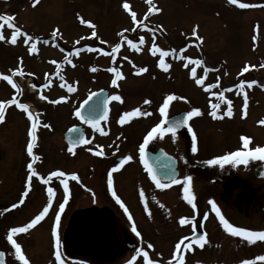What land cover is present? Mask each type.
I'll list each match as a JSON object with an SVG mask.
<instances>
[{"label":"rangeland","instance_id":"obj_1","mask_svg":"<svg viewBox=\"0 0 264 264\" xmlns=\"http://www.w3.org/2000/svg\"><path fill=\"white\" fill-rule=\"evenodd\" d=\"M240 2L256 6L240 10L238 5L224 0H38L35 3L34 0H0V16L11 17V23L21 33L33 38L25 43L27 37L17 34V43L12 44L13 29L8 23L0 22V35L4 37L0 39V75L12 76L17 85L13 88L0 78V102L5 104V120L0 122V203L16 202L23 182L31 174L29 163L36 173L32 177L41 180L51 178L54 171H63L65 176L73 172L87 178L89 195L77 196L69 209L70 217L86 208L101 213L99 217L96 213L90 216V245L83 255L66 239L70 219L67 218L60 231V251L65 264H147V261L173 264L175 238L191 235L193 222L201 219L204 212L210 217L209 201L217 198L215 184L209 179L211 165L206 164L211 159L212 138L217 131L212 105H218L213 111L222 118L224 114L227 116L229 101L233 110L244 108L247 95L248 112L263 115L264 120V87L259 84L264 85V0ZM124 3L129 4V9L123 7ZM155 8L161 11L156 12ZM132 12L136 13L135 21ZM197 25L201 40L192 35ZM56 29L59 32L53 37ZM93 31L96 36H92ZM33 43L36 52H30ZM165 52L168 54L163 55ZM161 60L169 65L167 71L160 66ZM196 60L202 63H193ZM140 68L147 71L140 73ZM109 69L121 73L118 87L112 84L116 73ZM21 71L23 75L19 74ZM197 79H202L203 84H197ZM251 81L257 83L249 87ZM241 82H244L243 91L239 87ZM69 86L75 91H68ZM101 89L108 90L110 96H121L123 103L112 101L110 117L102 127L107 132L105 137L91 141L83 151L68 157L64 135L73 122V110ZM169 94L186 99L172 101L168 117L193 108H199L201 114L191 118V131L188 128L175 135L157 134L149 141L147 147L162 148L192 167L182 172L180 183L160 188L149 180L147 170L141 165L138 144L141 136L145 138L146 133L165 120L159 108ZM146 99L151 103L145 104ZM11 100L16 103L9 104ZM20 103L38 117L37 141L31 156L27 144L32 121L18 107ZM136 108L151 114L133 115L124 124L119 123L125 112ZM44 124L50 127L45 128ZM230 124L232 129H238L235 119ZM222 126L226 124L219 125ZM189 134L196 136V152L192 151ZM95 144L103 149V156L88 151L89 148L95 151ZM117 155L133 159L118 169L112 164ZM79 160L85 161L81 169ZM196 165L204 166L205 170L194 169ZM109 172L111 188L107 183ZM187 176L192 177L191 185L184 183ZM185 187H190L195 197V210L184 199ZM41 189L35 186L23 208L27 214L37 203ZM113 191L128 213L117 203ZM129 213L132 220L128 219ZM181 217L188 218L190 223L176 228L174 223L164 222ZM102 221L106 222L105 229L99 228ZM202 229L207 232V247L199 255L189 256L187 264H242L245 260L257 264V260L247 258L248 250L234 248L243 241L241 237H230L216 229L212 220L203 224ZM98 237L107 245L106 251L98 249L95 243ZM127 240L138 244L137 252L126 251ZM149 244L153 247L148 248ZM258 247L253 252L263 255L264 244ZM139 252L142 253L137 256Z\"/></svg>","mask_w":264,"mask_h":264},{"label":"flooded vegetation","instance_id":"obj_2","mask_svg":"<svg viewBox=\"0 0 264 264\" xmlns=\"http://www.w3.org/2000/svg\"><path fill=\"white\" fill-rule=\"evenodd\" d=\"M227 1L228 0H224ZM240 10H244V8H240ZM84 101L78 104L77 108L73 110L72 118L73 122L68 127L67 131L81 127L83 138L90 141H96L95 139L103 138L107 135V132L102 129L103 125L106 124L108 118L99 122V130L97 128H93L92 125L88 123H82L79 117L76 116V111L80 110V106ZM112 101L109 102V108L111 107ZM238 106L239 104L235 102ZM242 106V105H241ZM231 108L234 112L231 117L225 114L222 115V118L214 121V125H216L217 131L213 135L212 138V153L211 159H215L221 155H228L229 153L236 151H247V150H255L256 147H264V124L259 123L263 120V115L258 114H250L247 108ZM236 111V112H235ZM111 114V110L109 109V117ZM258 116V118H257ZM235 119L237 123L238 129H232V124L230 122ZM105 122V123H104ZM104 123V124H103ZM191 123V119L189 120ZM226 124V127L220 128L219 125ZM187 130V129H185ZM147 134V133H146ZM192 134H189V137L192 138ZM249 137V145L248 149L244 148V142L242 137ZM93 139V140H91ZM144 141V138L141 136V140L138 144L140 146ZM40 143V141H39ZM90 143H82L79 147L75 148L69 144H66L68 148H73V151L79 153L83 151L87 145ZM96 145V144H95ZM97 146V145H96ZM68 157H72L73 154L68 151ZM154 146L145 148L146 151L154 152ZM139 152V150H138ZM75 153V154H76ZM140 162V153H138ZM123 158V156L117 155L112 164L117 158ZM81 163L80 169L83 168L85 161L79 160ZM124 164V163H123ZM123 164L118 168L120 169ZM144 167V166H143ZM210 175L209 179L213 184H215V197H219L221 200L215 199V203L217 208L220 210L221 214L225 217V219L232 224L234 227H240L245 230L253 231V232H261L264 231V161L262 160H249L248 164H239V165H231L226 164L223 167L219 165L210 166ZM178 168H179V178L182 175V172L185 169H191L190 165L187 163H182L178 159ZM145 169V167H144ZM194 169H200L201 171L205 170L204 166L196 165ZM147 169H145L146 171ZM79 171V170H78ZM77 171V172H78ZM148 172V171H147ZM73 172H71L72 174ZM71 174L66 175L65 178H56V176H51L48 178L49 183L45 184L44 180H41L38 177H32L30 182V189L28 187V178L23 182V188L20 190L18 194V198L15 203L13 201L0 203V252L4 257V264H22L21 261L18 260L15 255V249L12 247L10 241H8L7 236L9 234L13 235V239L17 241L21 245V250L29 260V264H58L55 260V251H56V236L53 235L55 231L60 237L61 243V234L62 228L65 227V223L67 218L68 220V232L69 235L66 238L68 243L73 246V248L80 254H87L88 247L90 245V216H95V209L86 208L81 209L75 212V214H71L69 209L73 203L77 199V196H85L89 195V184L87 183V178L83 176L79 177L78 180H72ZM81 175V174H80ZM178 178V179H179ZM61 180H67L68 182V192L65 193L63 190V184ZM175 184V183H166ZM40 186L42 189L43 196L40 198L38 195V201L35 203V206L29 210V214L24 211V206H27V202L30 200V196L33 193L35 186ZM80 186V187H79ZM52 187L54 189V195L49 201L47 188ZM218 187H220V191H218ZM28 191V196L23 197V193ZM80 196V197H81ZM60 197V198H58ZM65 197H67V204H65L63 213H60V226L56 228L55 225V216L59 211V205L64 202ZM23 198L24 203L19 205L16 208H13V204H18L19 200ZM51 203V207L49 208L48 213L45 215L44 219L41 220L38 224L34 225L31 229L24 233H16L12 234L10 229L12 227H21L28 224L36 215H38L45 206ZM196 209V208H195ZM193 209V210H195ZM101 212L98 211L96 215L99 217ZM212 220L213 226L216 229H219L228 236H234L228 232V230L223 226L220 222L219 217L216 215L215 210L212 209L210 205V217L207 212H204L201 219H196L193 222V231L194 232H204L207 234L205 230L202 229L203 224ZM105 222V221H102ZM167 224H175V227H180L179 219L178 220H170L166 219L164 221ZM101 225V224H100ZM99 225V228H100ZM106 226V222H105ZM101 229V228H100ZM105 229V228H104ZM191 234V235H192ZM190 237V235H189ZM229 237V238H230ZM238 237V236H234ZM242 238V237H241ZM181 239V237L175 238L174 247L172 249V253L174 254V258L176 255L175 245ZM243 241L239 244L237 243L234 248H243L248 250L247 258L249 260H257V264H260V259L258 257L264 256L261 252H253L259 249V245L264 244V241L259 240L257 237L252 238V242L242 238ZM207 243L201 248L199 244H191L189 247H185L181 245V253L180 256L183 259V264H187L188 257L193 254L199 255L201 251H203L208 244V238L206 235ZM103 239L98 237L95 240L97 243L98 249L102 251H106L108 248L104 247ZM132 241V240H131ZM126 242V241H125ZM124 242V247H125ZM134 250L137 252L138 244L134 241ZM188 242L186 241L185 244ZM212 243L213 239H212ZM213 248V246H211ZM126 249V247H125ZM191 249H196V252H189ZM133 250V251H134ZM126 251H129L126 249ZM252 251V255L251 252ZM143 252V251H142ZM142 252L137 253L139 256ZM197 253V254H196ZM244 254V253H243ZM245 255V254H244ZM62 258L63 254H62ZM65 264V263H64ZM67 264V262H66ZM175 264V261L174 263Z\"/></svg>","mask_w":264,"mask_h":264},{"label":"snow or ice","instance_id":"obj_3","mask_svg":"<svg viewBox=\"0 0 264 264\" xmlns=\"http://www.w3.org/2000/svg\"><path fill=\"white\" fill-rule=\"evenodd\" d=\"M38 2V0H34V3ZM228 2L232 5H238L240 8H248V7H254L256 5H251L248 3H241L240 0H228ZM123 7L125 9H129V4L128 3H124ZM156 12L161 11V9L159 8H155ZM132 19L135 21L136 19V13L132 12L131 13ZM12 18L11 17H6V16H0V22H6L8 23V26L10 28L13 29V34L11 36V43L12 44H16L17 43V34H21L27 37V39L24 41L25 43H27L28 41L32 40L33 38L28 35L27 33H21V29L19 27H16L14 24L11 23ZM82 23H84L85 21L81 20ZM91 27L94 29L95 25H91ZM197 28L198 25L193 28L192 31V35L196 37L197 40H201V38L197 35ZM155 31V30H152ZM59 32V29H56L52 32V36L55 37L57 35V33ZM92 36H96V32L93 31L92 32ZM0 39H4V37L2 35H0ZM45 43H47V41H44ZM143 41L141 40V43ZM37 51V47L36 44L33 43L31 45L30 48V52H36ZM79 51V49H77V52ZM163 55H167L168 53H162ZM68 63H71V60H68ZM193 63L195 64H201L202 61L196 60L193 61ZM75 66V65H73ZM160 66L167 71L169 68L168 64H165L163 60L160 61ZM187 66V65H185ZM92 71H96L95 68L92 69ZM109 71H113L116 73V78L112 80V84L116 87H118L119 85L117 84V80L121 79V73L116 71V69H109ZM147 68H140L139 72H146ZM207 71V69H206ZM244 72L248 71V68L245 67L243 69ZM16 73L14 72L13 75H15ZM20 75H23L24 73L21 71L19 73ZM195 74V73H193ZM0 78H2L3 80L7 81L9 84L12 85L13 88L17 87L16 84L13 83V77L9 76V75H0ZM197 84H203V80L202 79H197L196 80ZM256 81H251L248 86L251 87L252 84H256ZM241 91H243L244 88V82H241L239 85ZM68 91L72 92L75 91V88L72 86L68 87ZM93 97H102L101 99H98L96 101V105L97 107H101L103 106L105 108L104 110V118H107V109H106V105L110 102V101H119L121 103H123V99L121 96L119 95H112V96H108V97H103V90H101L100 93H96L93 92L89 95V100H92ZM42 99H47V97H41ZM64 99V98H61ZM186 99L185 97H181V96H177L176 94H169L167 95L160 108H159V112L160 114L165 117L164 121H161L160 123H158L156 126H154L146 135V137L144 138L143 143L139 146V153H140V158L141 160H144L145 163V167L147 168V171L151 174L152 179L155 181L156 186L163 188V187H167V184H162L160 182V180L157 178L155 172L153 171V169L148 165L147 161L144 159L145 157V148L148 145L149 141L152 140L157 134H160L161 136L163 135L164 132H171L173 135L176 134V131L178 128L183 127L184 125H186L188 123V121L194 117V116H198L201 114L200 109L199 108H193L191 111L187 112L186 116L181 119L176 121L175 123H171L169 124V126L167 128L163 127V125L167 122V117H168V109L170 106V103L174 100H184ZM59 101H52V103H58ZM88 101H85V103H87ZM247 102H248V98L247 95L244 96V107L247 108ZM9 104L11 103H16L15 100H11L8 101ZM145 104H150L151 100L146 99L144 101ZM231 101H229V108L227 110V115L229 117L232 116V110H231ZM18 107L20 109H23L26 113H27V117L30 121H32L31 126H30V131H29V136H30V142L27 144V153L29 154V156L32 155L33 153V147L37 141V127H38V117L36 115H34L32 112H30L28 110V106L26 104L20 103L18 104ZM212 107L215 109L218 107V105H212ZM76 116L79 117L81 120H83L85 123H89L92 125L93 128H97L99 130V121L95 120V119H90L88 117H85L81 114V112L79 110L76 111ZM151 113L147 112V111H141L140 108H136L134 111H129V112H125L119 119V123L120 124H124L127 120V118L132 117L133 115H143V116H147L150 115ZM211 115L213 117H216V112L213 111L211 113ZM5 120V104L3 102H0V122H3ZM259 123L264 124V120H261ZM45 128H49L50 125L48 124H44L43 125ZM73 133H78L79 130L76 128H73L70 130ZM189 131H191V129L189 128ZM243 142H244V148L248 149V145H249V137L244 136L242 137ZM73 144H77V143H90V141L84 139L83 137H80L78 140H74L72 141ZM68 151L70 153H72L73 155H75V152L73 151V148H68ZM89 152H93L94 155L96 156H103L104 152L103 149L97 145L96 146V150L94 151L93 149L89 148L88 149ZM192 151L196 152L197 151V145H196V136L195 134H193L192 136ZM133 158L131 156H126L124 157L123 160L120 161L121 164L125 163V161H130ZM249 160H262L264 161V147H256L255 150H247V151H236V152H232L229 153L228 155H221L215 159H209L206 161V164L211 165V166H215V165H219L221 167H223L226 164H231V165H239V164H245L247 165ZM165 168H170V165L168 163L164 164ZM27 168L30 170L31 174L28 176V187L30 189V182L32 179L33 175H36V173L33 171V164L29 163L27 165ZM112 171H116L115 168L112 169ZM50 176H56V177H60L63 178L65 176V173L63 171H54L50 174ZM71 179L72 180H78L79 177L76 174H71ZM191 181H192V177L191 176H187L185 178L184 183L187 185H191ZM181 181L178 179L173 178L172 179V183H180ZM45 184L49 183L48 179L44 180ZM61 183L63 184V190L65 193L68 192V182L67 180H61ZM107 183L109 188L112 187V173L109 172L108 173V177H107ZM184 192L186 193L184 199L193 207V209L196 208V204L194 203L195 197L194 195L191 193L190 191V187H185L184 188ZM47 194H48V199L49 201H51L53 195H54V189L52 187L47 188ZM23 197H27L28 196V191L26 190L23 194ZM112 195L116 198L117 203L120 204V206L124 209V211L126 213H128V208L125 207V205L123 204V202L120 200V197L116 195V192L113 191ZM141 195H143V193L141 192ZM67 197H65L64 202L61 203L59 205V211L55 216V225L56 228H59L60 226V213H63L64 211V207L65 204H67ZM24 203V199L21 198L19 200L18 204H13L12 207L16 208L19 205H22ZM209 204L211 205L212 209L215 210L216 215L219 217L220 222L223 224V226L228 230V232L234 236H238V237H242L246 240H248L249 242H252V238L253 237H257L259 240L264 241V231L261 232H253V231H249V230H245L243 228L240 227H234L232 224H230L225 217L221 214L220 210L217 208V205L215 203V201L210 200ZM163 206V205H161ZM51 207V203H49L47 206H45L43 208V210L36 215L28 224L21 226V227H12L10 229V232L12 234H16V233H24L27 232L29 229H31L34 225L38 224L41 220L44 219L45 215L48 213L49 208ZM151 213H149L150 215ZM128 219L132 220V215L129 213L128 215ZM180 225H185L190 223L189 219L186 217H181L179 220ZM133 231H136L135 226L133 225ZM139 234V233H137ZM53 235L56 236V251H55V260L58 262V264H64L63 260H62V253L60 251L61 248V243H60V237L59 235L54 231ZM206 233L203 235L200 234H194L193 236L189 237V236H184L183 238H181L175 245V251H176V257H175V264H183V259L180 256L181 253V245H184L186 248L189 247L191 244L195 243V244H199V246L202 248L204 246L205 243H207L206 240ZM8 241H10L12 247L15 249V255L17 256L18 260L22 262V264H29V260L26 258V256L24 255V253L21 250V245L19 243H17V241L15 239H13V235L9 234L7 236ZM188 242L187 244H185V242ZM148 248H152L153 246L151 244H149L147 246ZM2 255V254H0ZM145 258L147 257V253H144ZM258 259L260 260H264V256L258 257ZM147 264H153L152 261H147ZM169 264H172V262L170 261ZM242 264H252L251 261H243Z\"/></svg>","mask_w":264,"mask_h":264},{"label":"water","instance_id":"obj_4","mask_svg":"<svg viewBox=\"0 0 264 264\" xmlns=\"http://www.w3.org/2000/svg\"><path fill=\"white\" fill-rule=\"evenodd\" d=\"M100 92L101 91H98L96 93H100ZM108 96H109V91L103 90V97H108ZM101 98L102 97H93L92 100H89V98H88L86 100L88 102L87 103L84 102L81 106V109H80L81 114L85 117L90 118V119L98 120L99 122L101 120H103L105 108L103 106L97 107V105H96V101L98 99H101ZM107 106H108V104L106 105V109H107ZM107 112H108V110H107ZM186 114H187V112H181V113H178L176 115L171 116L170 118L167 119V122L165 123V128H167L169 126V124L175 123L176 121L183 119L186 116ZM81 121L84 122L83 120H81ZM188 125H189V121L183 127L178 128L176 133H179L182 130L186 129L188 127ZM76 129L79 130L78 133H73L69 130L64 135V141L73 147H79L82 144V143H77V144L72 143V141L78 140L80 137H83V134L81 132L82 128L76 127ZM163 134H172V133L166 131ZM144 159L147 161L148 165L153 169V171L155 172L157 178L160 180L161 183H168V182H171L173 178H175V179L178 178L179 171H178L177 159L172 157L171 155L167 154L163 149H158L154 153L149 152V151L145 152ZM121 160H123V158H117L113 164L116 167H119L122 165L120 163ZM142 163L145 165L144 160H142ZM165 163H168L170 165V168H165L164 167ZM149 178L152 182L155 183V181L152 179V176L150 173H149ZM100 228L101 229L105 228V222L101 223ZM194 234L203 235L204 233L195 232ZM104 247H106V245H104L103 248ZM125 247L127 250H133L134 249V243L130 240H127L125 242ZM0 254H2V253L0 252ZM0 264H4L3 254L0 255Z\"/></svg>","mask_w":264,"mask_h":264}]
</instances>
